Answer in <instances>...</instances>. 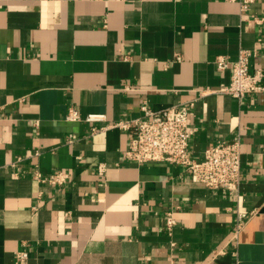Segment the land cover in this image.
<instances>
[{
    "label": "crops",
    "instance_id": "crops-1",
    "mask_svg": "<svg viewBox=\"0 0 264 264\" xmlns=\"http://www.w3.org/2000/svg\"><path fill=\"white\" fill-rule=\"evenodd\" d=\"M241 49L264 71V0L246 12L228 0H0V264L21 250L27 264H264V92L220 93L231 73L216 64ZM192 100L191 158L239 136L238 190L131 162L129 134L67 119L71 107L118 121ZM35 168L71 179L44 185Z\"/></svg>",
    "mask_w": 264,
    "mask_h": 264
},
{
    "label": "built area",
    "instance_id": "built-area-1",
    "mask_svg": "<svg viewBox=\"0 0 264 264\" xmlns=\"http://www.w3.org/2000/svg\"><path fill=\"white\" fill-rule=\"evenodd\" d=\"M238 3L241 11L246 12L257 0H228ZM262 20L257 19L260 23ZM256 50L241 49L235 60L219 56L216 64L219 71H230V82L219 92L237 100L245 96L264 92V71H251V59L256 56ZM180 60V58H178ZM206 92V91H205ZM200 97L204 91H199ZM197 100L179 104L163 110H153L147 104L141 107L142 114L138 117L124 118L118 121H109L102 113L89 114L84 119L74 108H69L67 119L72 122L85 121L91 126V134L109 130H120L130 136V141L124 156L127 160L139 165L149 163H166L181 166L185 169L194 183L203 184L210 190H238L242 180V142L239 136L230 142H221L207 149L203 160H195L190 156V145L195 130L189 126L191 109ZM75 139L70 137L69 144ZM107 165H98V174L105 176ZM34 178L44 185L64 186L69 183L71 175L67 172H56L44 176L38 168L34 169ZM247 214H240L236 222L235 235L244 227ZM165 226L172 234L178 225L173 210L164 213ZM237 255V253L235 252ZM29 253L26 250L18 251L14 264H27ZM233 264H239L236 259Z\"/></svg>",
    "mask_w": 264,
    "mask_h": 264
}]
</instances>
